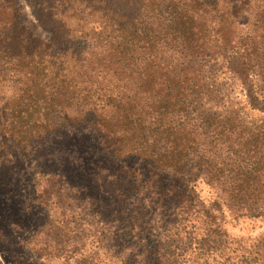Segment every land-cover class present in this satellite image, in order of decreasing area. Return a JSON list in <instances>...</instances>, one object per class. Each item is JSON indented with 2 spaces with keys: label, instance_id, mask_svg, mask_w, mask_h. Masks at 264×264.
Listing matches in <instances>:
<instances>
[{
  "label": "trees",
  "instance_id": "1",
  "mask_svg": "<svg viewBox=\"0 0 264 264\" xmlns=\"http://www.w3.org/2000/svg\"><path fill=\"white\" fill-rule=\"evenodd\" d=\"M25 1L45 35L0 0V164L86 128L121 164L94 172L112 210L61 176L38 179L33 202L65 218L46 230L58 251L82 250L79 264H264V234L225 228L264 220V0Z\"/></svg>",
  "mask_w": 264,
  "mask_h": 264
},
{
  "label": "rangeland",
  "instance_id": "2",
  "mask_svg": "<svg viewBox=\"0 0 264 264\" xmlns=\"http://www.w3.org/2000/svg\"><path fill=\"white\" fill-rule=\"evenodd\" d=\"M23 20L40 32L31 14L28 3L18 0ZM9 163L0 164V264H79L82 250L69 255L46 236L49 223L64 228L65 220L60 211L52 212L47 206H39L33 200L45 189L43 174L63 177L71 186L82 189L99 207L112 210L115 202L100 188L94 178L98 168L116 169L117 164L100 151L96 136L90 128L84 131H63L50 137L46 144L29 158L16 153ZM126 163L138 166L135 159ZM36 181V182H35ZM200 196L211 197L208 187L200 185ZM52 219V220H50ZM228 233L235 238H255L264 234V220H240L236 224H225ZM90 256L94 251H87ZM72 258H67V256ZM92 264H100L93 256ZM76 262V263H75Z\"/></svg>",
  "mask_w": 264,
  "mask_h": 264
}]
</instances>
